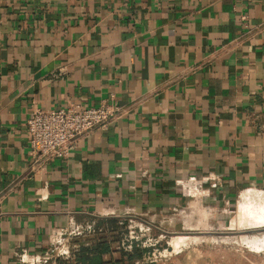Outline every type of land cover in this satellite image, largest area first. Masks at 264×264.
<instances>
[{"label": "crops", "instance_id": "1", "mask_svg": "<svg viewBox=\"0 0 264 264\" xmlns=\"http://www.w3.org/2000/svg\"><path fill=\"white\" fill-rule=\"evenodd\" d=\"M110 99L119 118L34 162L33 108ZM251 190L264 193V0H0V264L110 212L191 253ZM113 220L96 237L105 262L120 256Z\"/></svg>", "mask_w": 264, "mask_h": 264}, {"label": "built area", "instance_id": "2", "mask_svg": "<svg viewBox=\"0 0 264 264\" xmlns=\"http://www.w3.org/2000/svg\"><path fill=\"white\" fill-rule=\"evenodd\" d=\"M121 107L114 99L101 102L95 107H81L69 105L65 108L41 110L33 108L26 120V131L29 137L30 155L34 162H50L66 159L76 142L93 130H103L111 122L119 118ZM119 215L104 213L95 216V219H118L119 225L125 221L119 220ZM124 230L119 236L115 249L124 254L131 253L133 248L146 250L139 259L132 264H154L160 253L157 246L164 241L165 235L153 237L155 229L151 226H137L131 220L125 223ZM103 229L96 228L95 221L85 227H78L70 221V225L56 234L57 239L51 241L47 250L41 254H20V262L25 264H74V255L78 252L81 243L78 238L93 237L102 233ZM165 244H168L167 241ZM86 245V244H83ZM89 245V244H87Z\"/></svg>", "mask_w": 264, "mask_h": 264}, {"label": "rangeland", "instance_id": "3", "mask_svg": "<svg viewBox=\"0 0 264 264\" xmlns=\"http://www.w3.org/2000/svg\"><path fill=\"white\" fill-rule=\"evenodd\" d=\"M264 193L259 191H245L240 194L237 202H234L231 212L228 214L230 223L222 230L219 235H211L216 238H207V241H195L193 238L189 252H182L178 255H173L169 245L171 235L167 236L164 241L160 242L157 246L158 251L167 249L166 252L160 253L161 255L156 258L154 264H264V248L259 246L257 241L264 239V225L256 222L252 218L253 214L263 213L264 206L261 200ZM264 199V197L262 198ZM247 207L245 213L240 208ZM239 209V210H238ZM249 215V216H248ZM240 217V218H239ZM252 218L253 220H246ZM241 219V224L237 220ZM260 224V225H258ZM153 230L152 235L155 238L157 236ZM210 234H202V236H209ZM200 238V237H199ZM198 238V239H199ZM205 238V239H206ZM203 240V239H202ZM255 244H253L252 242ZM256 247H253V246ZM263 245V244H262ZM187 248V246H186ZM258 249V250H257ZM199 250H201L199 252ZM184 254H187L185 257ZM222 257V258H221Z\"/></svg>", "mask_w": 264, "mask_h": 264}, {"label": "trees", "instance_id": "4", "mask_svg": "<svg viewBox=\"0 0 264 264\" xmlns=\"http://www.w3.org/2000/svg\"><path fill=\"white\" fill-rule=\"evenodd\" d=\"M103 222L109 223L111 225H109L108 227L111 229V231H114L116 227L118 228V226L115 225L116 221L113 219H108V221H96V228H102L103 232L106 231V227L101 224ZM99 234L100 233L95 234L92 239H87L88 242H90L89 245H80L78 252H76L74 255V264H132L133 260L141 258L142 254L146 251L134 247L131 253L124 254L120 252L119 258L115 260L111 259V261L105 262L103 260V255L108 254L110 252L109 245L107 240L104 238L96 239Z\"/></svg>", "mask_w": 264, "mask_h": 264}, {"label": "bare ground", "instance_id": "5", "mask_svg": "<svg viewBox=\"0 0 264 264\" xmlns=\"http://www.w3.org/2000/svg\"><path fill=\"white\" fill-rule=\"evenodd\" d=\"M261 196H262V198L264 197L262 194H261ZM261 198V200L263 201V206H264V199H262ZM242 207V206H241ZM241 209V211H239L240 213L243 211L244 213H245V211H246V209H247V207H242V208H240ZM239 210V209H238ZM254 216L252 217V218H254L255 220H256V222H258V223H262V225H264V210H263V213H259V214H253ZM249 216V215H248ZM240 218V217H239ZM252 218H248V219H246V220H253ZM238 221H240L239 222V225L241 224V219H239V220H237V222ZM251 222H254V220L253 221H251ZM258 225H260V224H258ZM252 242V241H251ZM253 244H255L254 242H252ZM257 243H262V244H259V246H257V247H260V246H262L263 248H264V239L262 240V241H257ZM174 247H175V250H177V248H178V245L177 244H175L174 245ZM253 247H256L255 245L253 246ZM258 250V249H257Z\"/></svg>", "mask_w": 264, "mask_h": 264}]
</instances>
